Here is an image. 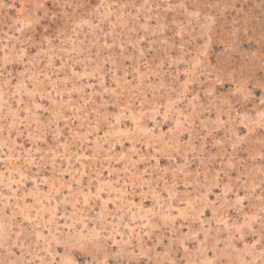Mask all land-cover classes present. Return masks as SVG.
<instances>
[{"label":"rangeland","instance_id":"374dc122","mask_svg":"<svg viewBox=\"0 0 264 264\" xmlns=\"http://www.w3.org/2000/svg\"><path fill=\"white\" fill-rule=\"evenodd\" d=\"M0 264H264V0H0Z\"/></svg>","mask_w":264,"mask_h":264}]
</instances>
